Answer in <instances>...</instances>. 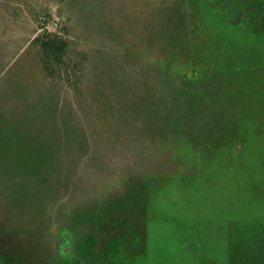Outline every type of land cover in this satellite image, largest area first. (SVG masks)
Returning a JSON list of instances; mask_svg holds the SVG:
<instances>
[{
	"label": "rangeland",
	"instance_id": "obj_1",
	"mask_svg": "<svg viewBox=\"0 0 264 264\" xmlns=\"http://www.w3.org/2000/svg\"><path fill=\"white\" fill-rule=\"evenodd\" d=\"M214 1H179L197 25L202 102L174 136L137 117L141 137L121 140L97 34L104 20L118 49L166 63L170 50L146 48L141 34L159 1L0 0V92L19 108H55L58 124L37 120L42 153L24 154L28 168L22 158L9 186L0 182V264H264V32L240 36ZM43 30L70 39L67 81L35 70L28 43ZM126 65L129 91L152 93L161 110L162 92L147 86L155 72Z\"/></svg>",
	"mask_w": 264,
	"mask_h": 264
},
{
	"label": "trees",
	"instance_id": "obj_2",
	"mask_svg": "<svg viewBox=\"0 0 264 264\" xmlns=\"http://www.w3.org/2000/svg\"><path fill=\"white\" fill-rule=\"evenodd\" d=\"M86 1L88 5L92 4V0ZM158 1L153 2L150 22L143 21L141 34L145 39L143 45L146 48L157 50L160 47L165 51L170 50L171 57L166 63L149 60L146 56L143 57L128 49H118L121 47H118L115 44L116 39L112 38L111 26L104 20L97 34L105 43L101 48L103 58L100 63L98 62L101 91L104 96L108 91L114 98L113 105L118 113V118H114V129H116V136L121 140V137L127 133L126 130L136 129V135L140 136V130L135 128L133 121L137 117H142L140 119L144 122V128L150 126L164 128L158 132L159 135L164 132L165 136H174L180 129L177 125L186 123L187 108L202 102V99L195 95V91L199 88L195 76L202 65L196 61L199 58L196 55V46L192 43L197 25L193 18L188 17L186 8L180 7V0ZM209 3L215 16L240 36L258 40L261 32H264L263 26L261 27L264 23V0H215ZM98 11L96 7L95 20ZM117 44L120 46L119 42ZM28 46L35 50V70L44 79L67 81L69 71H75L76 68L69 65L71 49L70 39L67 37L43 30L29 41ZM177 56L182 58V63H177L175 59ZM121 62L127 65L136 64V70L139 73L151 70L155 72L154 83H148L147 86L153 85L150 89L155 90L151 92L155 93L158 90L162 92L161 110L156 107L152 93L145 92L144 94L148 97L138 99L135 92L129 91L131 83L125 78L126 74L124 76L122 73ZM75 66L73 64V67ZM148 77L152 76L148 74ZM13 104L0 92V182L8 186L12 176L17 175L12 172L14 162L24 158L26 163V156L30 157L28 155L32 156L40 151L42 153L44 144L42 136L45 129L43 125L37 124V120L51 119L50 127L53 129L58 127L52 119L56 115L55 108L50 109L46 105L41 106V109L37 106L31 109L28 105L25 108H19ZM166 120H174L173 128L177 131L171 129L164 131L167 127L170 128L165 125L169 123ZM146 121L149 122L146 123ZM127 123L128 129L125 128ZM55 134L51 132L52 136L60 135V132ZM25 165L27 169V163Z\"/></svg>",
	"mask_w": 264,
	"mask_h": 264
}]
</instances>
